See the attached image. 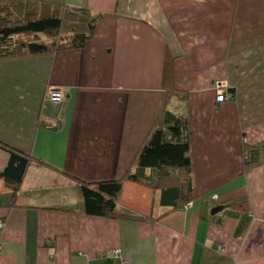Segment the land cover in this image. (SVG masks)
<instances>
[{
  "label": "crops",
  "instance_id": "crops-1",
  "mask_svg": "<svg viewBox=\"0 0 264 264\" xmlns=\"http://www.w3.org/2000/svg\"><path fill=\"white\" fill-rule=\"evenodd\" d=\"M47 1L102 16L82 49L0 61V142L44 162L16 194L0 178V264H264V159L245 164L264 143V0ZM167 53L187 102L166 99ZM165 107L190 116L191 205L125 180L119 210L151 220L79 212L75 178H121Z\"/></svg>",
  "mask_w": 264,
  "mask_h": 264
},
{
  "label": "trees",
  "instance_id": "trees-1",
  "mask_svg": "<svg viewBox=\"0 0 264 264\" xmlns=\"http://www.w3.org/2000/svg\"><path fill=\"white\" fill-rule=\"evenodd\" d=\"M101 16L88 8L69 7L47 0H0V61L49 55L65 49H82L93 38L97 20ZM42 35L47 38H41ZM173 60L167 53L163 73L166 99L179 95L187 102L188 92L177 90L172 85ZM227 93V100H233L235 90L228 87ZM191 135L189 114L177 113L165 107L135 157L134 172L128 170L119 179L96 182L73 177L78 181L79 212L88 216L140 222L151 220L149 216L119 210L125 180L162 190L165 196L172 199L173 209L192 203L196 192ZM0 146L9 152L8 162L0 170V178L16 194L31 163L44 162L3 142H0ZM245 148L247 167L262 162L264 143L255 147L246 145ZM147 170L151 173H147ZM210 198L216 205L222 200L220 195L216 200L212 196ZM243 199L238 197L232 203L240 205Z\"/></svg>",
  "mask_w": 264,
  "mask_h": 264
},
{
  "label": "built area",
  "instance_id": "built-area-1",
  "mask_svg": "<svg viewBox=\"0 0 264 264\" xmlns=\"http://www.w3.org/2000/svg\"><path fill=\"white\" fill-rule=\"evenodd\" d=\"M228 85L226 82H219L217 83V89H216V100L218 102H225L227 101V98L229 97V93H227ZM47 98H49L54 104L56 105H62L65 101V92L63 89L59 87H50L47 91ZM212 198L214 200L218 199L217 194H213ZM191 205L188 204L186 208H188ZM5 226L2 219H0V229H2ZM126 264V262H124Z\"/></svg>",
  "mask_w": 264,
  "mask_h": 264
},
{
  "label": "rangeland",
  "instance_id": "rangeland-1",
  "mask_svg": "<svg viewBox=\"0 0 264 264\" xmlns=\"http://www.w3.org/2000/svg\"><path fill=\"white\" fill-rule=\"evenodd\" d=\"M41 38H43V39H46L47 37L44 35H42V37ZM135 165L136 164H134V163H131V165L127 168V169H125L124 171H123V176L125 175V173L128 171V170H131L132 172H134L135 171ZM122 176V177H123Z\"/></svg>",
  "mask_w": 264,
  "mask_h": 264
}]
</instances>
